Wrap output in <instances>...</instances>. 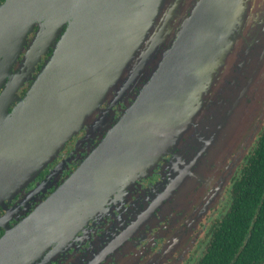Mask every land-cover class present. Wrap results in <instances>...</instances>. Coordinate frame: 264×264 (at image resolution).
<instances>
[{"label":"water","instance_id":"95a60500","mask_svg":"<svg viewBox=\"0 0 264 264\" xmlns=\"http://www.w3.org/2000/svg\"><path fill=\"white\" fill-rule=\"evenodd\" d=\"M63 26L54 54L9 112V95L33 80L31 61L26 76L13 73L28 37L39 28L25 60ZM144 64L156 68L135 104L64 186L0 239V264H21L69 234L82 208L104 201L122 176L119 153L140 152L149 162L211 118H200L208 98H219L217 122L236 118L221 145L242 140L227 180L264 125V0H0V89L6 79L12 86L0 94V205ZM246 99L253 109L221 115Z\"/></svg>","mask_w":264,"mask_h":264},{"label":"flooded vegetation","instance_id":"af4514ba","mask_svg":"<svg viewBox=\"0 0 264 264\" xmlns=\"http://www.w3.org/2000/svg\"><path fill=\"white\" fill-rule=\"evenodd\" d=\"M66 28L63 26L50 41L31 74L33 80L20 87L19 97L26 94L42 66L52 57ZM38 29L28 37L13 68L14 74L26 76L25 58ZM155 68L144 64L136 76L130 74L123 79L94 116L42 170L30 180L18 183L20 188L0 205V239L63 187L97 152L135 104ZM135 71L131 69L132 73ZM217 100L208 98L200 113V118L204 113L211 117L201 118L207 122L193 124L184 138L159 155L151 156L149 162L145 163L140 152L129 156L128 151L119 153L120 165L126 167L114 181L110 195L88 211L82 208L74 230L31 251L21 264H207L206 256L229 219L234 185L240 181L245 164L264 131L263 125L227 180L234 159L242 152H239L242 140L238 137L235 146L233 143L221 145L219 140H226L227 130L228 134L235 132L230 129L236 118L229 124L217 122L214 109ZM15 106L12 104L9 112ZM224 106L222 116L228 111L236 110L241 115L253 109L250 99H246L244 107ZM228 150L232 152L227 156Z\"/></svg>","mask_w":264,"mask_h":264},{"label":"trees","instance_id":"16d2710c","mask_svg":"<svg viewBox=\"0 0 264 264\" xmlns=\"http://www.w3.org/2000/svg\"><path fill=\"white\" fill-rule=\"evenodd\" d=\"M206 257L207 264L264 263V131L234 185L229 219Z\"/></svg>","mask_w":264,"mask_h":264},{"label":"rangeland","instance_id":"374dc122","mask_svg":"<svg viewBox=\"0 0 264 264\" xmlns=\"http://www.w3.org/2000/svg\"><path fill=\"white\" fill-rule=\"evenodd\" d=\"M66 31H67V28H66ZM66 31H65V32H66ZM64 34H65V33H64ZM51 40H52V39H51ZM51 40H49V41H47V42H44V43L41 45V47H40V51H39L40 53H39L38 56L35 55V54H34V55L31 54V55H32V59H26L25 61H31V63L34 64V67H36V66L40 63V61H41V56H42L43 54H45L44 52H46V50H47V48H48L47 46H48V44L50 43ZM19 57H20V56H19ZM19 57H18V58H19ZM50 58H51V57H50ZM17 61H18V59H17ZM45 64H46V63H45ZM45 64L42 66V68L45 66ZM42 68L40 69V71L42 70ZM34 71H35V70H33L32 73H34ZM40 71H39V72H40ZM38 74H39V73H38ZM38 74H37V75H38ZM37 75H36V76H37ZM36 76H35V78H36ZM34 80H35V79H34ZM10 84H11L10 81H9L8 79H6V80H5V83H4V86L0 89V94H1V93H2V94H5V93L7 94V93H9V90H11L10 88L12 87V86L9 87ZM19 86H20V85H19ZM22 86H23V85H22ZM20 87H21V86H20ZM20 87H19V89H20ZM12 89H13V91H14V87H13ZM19 89L16 90V93H15L16 96H12V94L9 95V98H10L9 103L12 102V104H17V96H18V91H19ZM26 93H27V92H26ZM24 96H25V95H24ZM24 96H23V97H24ZM18 97H19V96H18ZM23 97H22V98H23ZM19 98H21V97H19ZM12 104H11V105H12ZM11 105H10V106H11ZM10 106H9V108H10ZM9 108H8V109H9ZM8 109H7V110H8Z\"/></svg>","mask_w":264,"mask_h":264}]
</instances>
